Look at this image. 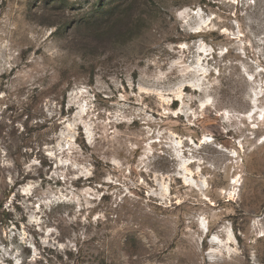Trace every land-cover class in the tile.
<instances>
[{
    "label": "rangeland",
    "instance_id": "374dc122",
    "mask_svg": "<svg viewBox=\"0 0 264 264\" xmlns=\"http://www.w3.org/2000/svg\"><path fill=\"white\" fill-rule=\"evenodd\" d=\"M0 264H264V0H0Z\"/></svg>",
    "mask_w": 264,
    "mask_h": 264
},
{
    "label": "bare ground",
    "instance_id": "6f19581e",
    "mask_svg": "<svg viewBox=\"0 0 264 264\" xmlns=\"http://www.w3.org/2000/svg\"><path fill=\"white\" fill-rule=\"evenodd\" d=\"M204 142V141H203ZM179 143V142H178ZM184 169H186V170H188L189 171V169L187 168V167H185ZM186 181V180H185ZM234 181H236V179H234ZM23 190H26L25 188L23 189Z\"/></svg>",
    "mask_w": 264,
    "mask_h": 264
}]
</instances>
